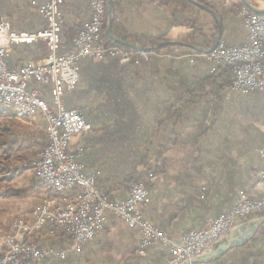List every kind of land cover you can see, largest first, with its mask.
I'll list each match as a JSON object with an SVG mask.
<instances>
[{
    "label": "crops",
    "instance_id": "crops-1",
    "mask_svg": "<svg viewBox=\"0 0 264 264\" xmlns=\"http://www.w3.org/2000/svg\"><path fill=\"white\" fill-rule=\"evenodd\" d=\"M45 1L0 0V15L8 18L17 31L37 32L48 25L40 10ZM190 1L194 4L190 11H194L199 24V31L193 33L181 19L182 11L175 14L177 23L169 26L174 5H160L156 0H113L114 18L130 31L154 36L163 33L166 41L176 46L161 52L146 50L159 45L140 47L144 49L136 54L135 65L118 56L106 60L83 58L77 66L79 82L62 100L66 108L80 109L93 126L73 138L71 149L79 151V160L88 173L100 172L97 185L111 200L127 198L124 182L128 178L145 173L149 167L162 169L149 184L152 197L145 214L174 237L203 228L227 213L240 190L258 195L254 174L264 168L260 155L264 147V90H227L222 107L217 109L204 82L215 66L207 51L219 43L236 46L247 40L244 17L238 9L225 10L223 0L207 4ZM249 1L264 8V0ZM61 11L65 22L62 49L67 51L74 47L71 37L75 30L91 18L90 1L64 0ZM46 53L47 45L41 40L13 44L7 50V64L17 68L43 59ZM31 87L52 100V84L32 82ZM0 113V121H12L37 136L44 130L47 137V121L41 112L25 118L11 116V110ZM33 136L20 134L19 142L25 143L16 148L15 157L37 159V149L43 145ZM12 183L19 194L0 196V209L4 206L8 215L29 218L33 207L44 198L59 195L39 182L33 168L17 175ZM65 196L72 200L78 197L68 192ZM5 215L0 216L1 240L10 233L14 219ZM257 218L240 220L238 225ZM34 240L56 249L35 264L170 261L165 245L153 243L140 253L137 233L113 214L80 251L72 247L70 236L63 230L57 234L44 230ZM61 251L66 253L65 258L57 254ZM254 258L256 264H264V222L245 245L233 246L218 257L196 264H254Z\"/></svg>",
    "mask_w": 264,
    "mask_h": 264
},
{
    "label": "built area",
    "instance_id": "built-area-1",
    "mask_svg": "<svg viewBox=\"0 0 264 264\" xmlns=\"http://www.w3.org/2000/svg\"><path fill=\"white\" fill-rule=\"evenodd\" d=\"M91 18L79 26L71 40L73 49L63 51L65 22L61 11L64 0H46L40 10L47 19L45 29L37 32L17 31L12 22L0 15V111L12 110V115L25 118V109L32 116L39 112L47 121V143L40 150L34 165L39 182L59 195L44 198L35 205L29 218H16L11 231L0 239V264H35L44 254L56 249L41 246L34 237L44 230L57 234L65 231L72 247L82 248L95 239L105 226L109 214L126 222L139 236L138 250L143 253L151 244L169 247L173 264H196L210 253L220 241L228 238L240 220L264 209V168L254 174V188L258 195L240 190L230 210L212 219L200 229H193L180 237L158 226L146 216L151 202V189L145 182L133 183L128 196L121 201L111 200L97 185L99 171L88 173L79 160V151L72 150L73 138L92 130V124L78 108H66L63 97L79 82L78 62L83 58L106 60L118 56L131 62L133 53L122 46H108L103 41V27L107 13V0H89ZM248 29L247 40L236 46L219 43L205 54L218 66H230L233 82L228 91L247 93L264 90V13L248 6L241 9ZM44 41L45 57L17 68H9L7 50L13 44H32ZM32 82L53 85L52 100H48ZM264 158V147L260 148ZM155 175L149 176V183ZM77 194L72 200L65 193ZM61 258L66 253L57 252Z\"/></svg>",
    "mask_w": 264,
    "mask_h": 264
},
{
    "label": "trees",
    "instance_id": "trees-1",
    "mask_svg": "<svg viewBox=\"0 0 264 264\" xmlns=\"http://www.w3.org/2000/svg\"><path fill=\"white\" fill-rule=\"evenodd\" d=\"M160 5L171 6L174 5L175 12H171V20L169 26L172 27L175 25L177 17L176 13L178 11L189 10L194 4L190 0H156ZM201 2L209 3L210 0H201ZM247 6L245 0H240V8ZM239 8V9H240ZM110 21V12H109V0H107V13L105 18V25L103 27V41L108 46H122L125 49L129 50L133 53V57L131 60L132 65H135L137 58L136 54L140 51V47L148 48L159 45L156 49H146L148 51L156 50L157 52L164 51L166 49L174 48L176 43L168 42L165 39V34H160L157 36L149 35V34H136L130 31L124 24L118 21L117 18H113L112 20V33L114 36L118 38L114 39L111 37L108 27ZM194 49V48H193ZM200 53H204L203 49L199 50ZM207 84L208 91L207 95L212 96V99L215 101V105L217 109L222 107V103L224 100V93L229 89V86L233 82V74L230 66H218L209 77H207L204 81ZM18 130V131H17ZM19 128L15 125V123H5L4 121L0 123V196H14L19 194L20 191L15 190V185L12 183L17 175L22 173L24 170L29 168H34L36 161H32L24 158L23 156L15 157L16 148L19 146H23L25 140L19 142L20 136ZM33 138L38 137L41 139L39 143L41 146L47 143V137L45 135V131L40 132L39 136L33 133ZM18 159V160H17ZM162 173V169L157 167L152 169L149 167L147 171L138 176H132L128 178L124 182V187L127 189L131 184L138 182L149 183V176L159 175ZM253 217H264V209L260 212H256L251 215L249 218ZM254 264L257 263V259L254 258Z\"/></svg>",
    "mask_w": 264,
    "mask_h": 264
},
{
    "label": "water",
    "instance_id": "water-1",
    "mask_svg": "<svg viewBox=\"0 0 264 264\" xmlns=\"http://www.w3.org/2000/svg\"><path fill=\"white\" fill-rule=\"evenodd\" d=\"M245 3L248 7H250L252 10L258 13H264V8H257L253 6L249 0H245ZM109 12H110V21H109V33L112 38L117 39L114 34L112 33V20L114 17V5L113 0H109ZM144 49V48H141ZM264 222V217L250 220L247 223H244L242 225H238L236 228L232 230L228 238H225L224 240L217 243L210 253L200 257L197 261H207L213 257H218L222 255L224 252L229 250L233 246H243L245 245L248 240L255 236L257 233L260 225Z\"/></svg>",
    "mask_w": 264,
    "mask_h": 264
},
{
    "label": "rangeland",
    "instance_id": "rangeland-1",
    "mask_svg": "<svg viewBox=\"0 0 264 264\" xmlns=\"http://www.w3.org/2000/svg\"><path fill=\"white\" fill-rule=\"evenodd\" d=\"M222 6L225 8V10H227V9H235V10L238 9V10H240V13H241V9L242 8L239 7L240 6V0H223ZM181 17H182L181 19H184V22L187 25H190V27H192V30H191L192 33L195 32V31H197V32L199 31V24L197 22V17L195 15L194 11H190V9L187 10V11H184ZM4 111H6V110H4ZM0 115H1V113H0ZM11 116H12V110H11ZM0 122H2V121H0ZM5 123H7V122H5ZM8 123H13V122L10 121ZM17 128H19V131H20L21 134H25V135L33 134L30 131L28 132L26 130V128H24L25 130H23L22 129L23 127L21 128L20 126H17ZM37 150L38 151L36 152V155H37V159H38V155H39V152H40L41 149L38 148ZM19 152H21V151H19ZM37 159L35 161H37ZM33 171H34V169H33ZM18 185H19V183H18ZM20 185H21V183H20ZM5 214H7L8 218H11V217L14 218L13 221L19 215V214H13V215L9 214L8 215V210H6L4 206H2L1 209H0V216L4 217V216H6ZM259 218H262V217H259ZM169 252H170V250H169ZM168 264H173V257L171 256V253H170V261H169Z\"/></svg>",
    "mask_w": 264,
    "mask_h": 264
},
{
    "label": "bare ground",
    "instance_id": "bare-ground-1",
    "mask_svg": "<svg viewBox=\"0 0 264 264\" xmlns=\"http://www.w3.org/2000/svg\"><path fill=\"white\" fill-rule=\"evenodd\" d=\"M25 115L32 116V109H25Z\"/></svg>",
    "mask_w": 264,
    "mask_h": 264
}]
</instances>
